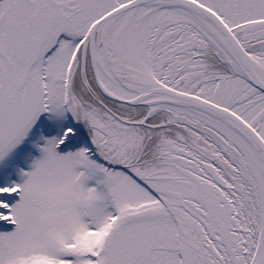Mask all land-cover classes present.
<instances>
[{"label":"snow or ice","instance_id":"snow-or-ice-1","mask_svg":"<svg viewBox=\"0 0 264 264\" xmlns=\"http://www.w3.org/2000/svg\"><path fill=\"white\" fill-rule=\"evenodd\" d=\"M0 264H264V0H0Z\"/></svg>","mask_w":264,"mask_h":264}]
</instances>
